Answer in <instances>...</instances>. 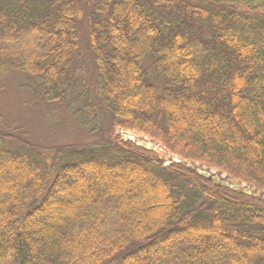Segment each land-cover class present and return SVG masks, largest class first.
I'll list each match as a JSON object with an SVG mask.
<instances>
[{
	"label": "trees",
	"instance_id": "trees-1",
	"mask_svg": "<svg viewBox=\"0 0 264 264\" xmlns=\"http://www.w3.org/2000/svg\"><path fill=\"white\" fill-rule=\"evenodd\" d=\"M6 72L91 140L0 136V264H264L263 199L116 134L264 193V0H0Z\"/></svg>",
	"mask_w": 264,
	"mask_h": 264
},
{
	"label": "rangeland",
	"instance_id": "rangeland-1",
	"mask_svg": "<svg viewBox=\"0 0 264 264\" xmlns=\"http://www.w3.org/2000/svg\"><path fill=\"white\" fill-rule=\"evenodd\" d=\"M80 25L82 27H80L82 57L85 58V62L89 67L85 27L83 22ZM89 71H91L90 67ZM23 86L24 80L19 74L6 72L0 76V136L8 133L41 146L85 143L91 140L90 136L79 130L71 122L66 112L58 111L57 114H49L47 111L34 107L33 104L31 105L29 103L30 96L24 91ZM134 133L133 131L120 130L116 132L121 141L133 142L143 149L156 153L165 166L170 163L183 164L205 177L212 178L217 183L264 200V193L256 191L253 187L229 180L223 173H218L215 169H208L202 164H192L171 156L158 143L144 135Z\"/></svg>",
	"mask_w": 264,
	"mask_h": 264
}]
</instances>
